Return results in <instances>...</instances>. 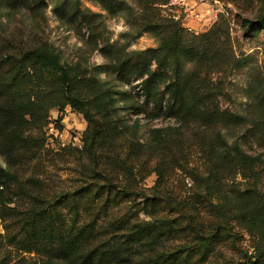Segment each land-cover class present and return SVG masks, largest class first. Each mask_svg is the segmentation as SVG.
Segmentation results:
<instances>
[{"label":"rangeland","instance_id":"1","mask_svg":"<svg viewBox=\"0 0 264 264\" xmlns=\"http://www.w3.org/2000/svg\"><path fill=\"white\" fill-rule=\"evenodd\" d=\"M57 1L69 12L76 2L0 0V56L51 46L64 64L80 65L87 78L113 88L109 117L118 128L94 161L62 146L81 144L87 129L83 116L70 107L53 109L50 120L62 138L46 127L31 131L34 146L13 158L0 151V165L20 182L4 189L13 199L9 209L0 202V264H51L39 251L26 252L24 243L29 209L40 204L57 211L53 227L63 234L92 228L95 245L144 227L151 230V251L174 253L178 264H245L231 240L221 235L203 245L187 223L192 220L203 234L226 223L250 255L264 249V32L247 36L241 28L242 18L264 13V0H210L211 21L201 32L186 31L163 0H156L151 12L144 11L146 0H121L125 9L117 15L80 0L90 25L76 14L60 19L53 10ZM150 18L178 22L188 45L202 55L198 64L186 61L182 72L194 69L195 82L211 95L202 115L173 108L168 96L157 106L146 99L141 79L123 83L111 70L158 46L151 34H139ZM102 65L108 69L98 73ZM164 78L173 80L175 74L166 71ZM234 145L254 157V165L232 157ZM109 185L120 193L114 199L95 193ZM69 195L74 203L63 201Z\"/></svg>","mask_w":264,"mask_h":264},{"label":"trees","instance_id":"2","mask_svg":"<svg viewBox=\"0 0 264 264\" xmlns=\"http://www.w3.org/2000/svg\"><path fill=\"white\" fill-rule=\"evenodd\" d=\"M92 1L98 3L111 15H117L125 9L121 0ZM155 1L146 0L144 11L151 12ZM79 4L80 0H76L72 4V11L69 12L64 3L57 1L53 10L62 20L76 14L81 21L90 25L88 15L80 11ZM241 28L247 36H251L257 29L264 32V13L254 19L242 18ZM141 33H149L157 38L158 46L113 65L111 70L116 78L123 83L133 77L141 79L140 86L146 99L157 106L161 105L163 98L168 96L173 108L177 107L187 115L196 117L202 115L203 109L211 101V95L204 93L203 84L195 82L192 77L194 69L182 75L186 61L198 64L202 56L188 45L183 35L184 29L174 20L150 18L142 23L139 30V34ZM107 69L108 66L102 65L98 68V73L106 72ZM169 70L175 74V79L167 81L164 72ZM87 74L88 70L80 65L64 64L61 54L48 45L1 55L0 151L7 157L13 158L19 152L30 149L34 146L35 140L28 134L33 130L42 131L48 127L51 110L58 109L64 112L70 107L83 116L87 122V129L83 134L81 151L72 148L63 149L87 153L95 161L96 150L103 143H108L111 130L118 128L114 124V119L109 117L115 93L113 88L100 82L97 77L87 78ZM161 87H163L162 91ZM228 153L249 165H254L256 162L254 157L245 155L237 145L231 147ZM12 183L20 184L17 176L0 165V202L3 208L9 209L7 204L13 203V199L4 192L5 187ZM109 187L108 190L100 187L95 193L113 199L120 194L115 192L116 188L112 189V185ZM121 194L131 195L128 192ZM69 197H62L63 201L74 203L75 197L73 195ZM29 211L28 221L25 220L24 224L26 252L39 251L51 264H178L179 262L178 256L174 253L151 251L150 229L139 227L95 245V237L91 235L92 228L81 227L78 232L63 234L60 229L53 227L54 215L57 212L55 209L40 204ZM187 226L203 245H209L223 235L231 240L245 264L264 261V249H258L250 255L240 246L238 233L226 223L218 224L209 234H203L192 220H188Z\"/></svg>","mask_w":264,"mask_h":264},{"label":"built area","instance_id":"3","mask_svg":"<svg viewBox=\"0 0 264 264\" xmlns=\"http://www.w3.org/2000/svg\"><path fill=\"white\" fill-rule=\"evenodd\" d=\"M167 7H170V10L174 13L173 18L179 21L182 27L189 32H201L204 28L210 23L209 16L211 12V3L210 0H168ZM199 22V26L193 25V22ZM56 123H50L48 129L53 132L56 137L62 138L61 132L58 130ZM57 128V129H56ZM59 129H61L59 127ZM63 148H72V149H83V141L78 145L75 142H70L67 145H62Z\"/></svg>","mask_w":264,"mask_h":264},{"label":"crops","instance_id":"4","mask_svg":"<svg viewBox=\"0 0 264 264\" xmlns=\"http://www.w3.org/2000/svg\"><path fill=\"white\" fill-rule=\"evenodd\" d=\"M194 25H197V23H194Z\"/></svg>","mask_w":264,"mask_h":264}]
</instances>
